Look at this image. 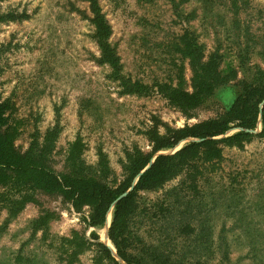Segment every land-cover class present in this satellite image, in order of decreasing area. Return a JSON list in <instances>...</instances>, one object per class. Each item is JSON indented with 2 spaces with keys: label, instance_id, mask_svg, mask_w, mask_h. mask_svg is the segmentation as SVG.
I'll list each match as a JSON object with an SVG mask.
<instances>
[{
  "label": "rangeland",
  "instance_id": "rangeland-1",
  "mask_svg": "<svg viewBox=\"0 0 264 264\" xmlns=\"http://www.w3.org/2000/svg\"><path fill=\"white\" fill-rule=\"evenodd\" d=\"M97 2L118 71L102 60L88 0H0V102L6 103L5 126L18 151L41 144L54 130L45 158L54 172L74 169L66 156L77 141L75 168L113 186L124 177L128 153L148 152L155 133L226 110L241 86L264 70V0ZM188 41L202 61L216 57L228 81L182 110L166 90L192 91L190 59L181 53ZM127 79L145 89L123 93ZM260 130L258 122L240 145L221 143L222 159L214 166L200 159L197 185L180 175L138 191L130 226L152 249L147 263L264 264ZM188 140L157 153H172ZM112 211L102 225L89 227L87 207L76 210L57 194L3 180L0 264H110L96 241L126 264L107 235Z\"/></svg>",
  "mask_w": 264,
  "mask_h": 264
},
{
  "label": "trees",
  "instance_id": "trees-1",
  "mask_svg": "<svg viewBox=\"0 0 264 264\" xmlns=\"http://www.w3.org/2000/svg\"><path fill=\"white\" fill-rule=\"evenodd\" d=\"M88 1L92 13L91 22L95 28L94 38L100 48L102 60L118 71L117 57L107 41L110 27L97 0ZM181 53L190 59L193 70L192 91L175 89L168 93L166 90V97L174 106L188 110L198 106L204 95L228 80L219 72L216 57L209 56L206 62L202 61L203 55L192 42H186ZM122 88L123 93H141L145 89L129 79L122 81ZM6 108V103L0 102V183L11 179L16 186L24 185L28 189L57 194L76 210L87 207L89 213L83 220L89 227L102 225L108 209L113 206L107 235L117 256L126 264H167L147 263L149 261L145 257H153L152 249L139 243L140 239L130 226L139 208L138 191L159 188L180 175H188L190 181L197 185V179L203 172L197 162L201 159L203 163H212L214 166L221 161V143L240 145L241 140L254 135L252 131L256 129L258 122L261 130L257 135L264 136V70L257 72L250 83L241 86L239 94L226 110L190 125L167 128L163 134L155 133L148 152L134 150L128 153L123 168L124 177L113 186L88 177L75 168L78 166L77 141L72 144L66 156V161L73 163L74 166L70 167L74 169L61 174L54 172L45 161L53 142L54 130L46 133L41 144L34 141L27 151H18L13 143V135L7 132L9 127L5 126L8 118ZM233 128L239 130L232 135L217 138ZM186 139L190 140L172 153H157L175 148ZM187 181V178L182 179L180 184ZM91 234L93 238H98L94 232ZM95 244L102 249L101 258H105L110 264H122L112 256L106 245L99 241Z\"/></svg>",
  "mask_w": 264,
  "mask_h": 264
}]
</instances>
